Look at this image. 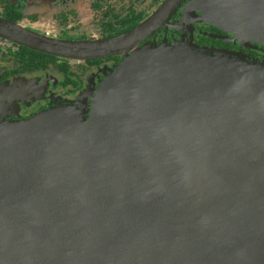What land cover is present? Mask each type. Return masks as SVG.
Listing matches in <instances>:
<instances>
[{"label": "water", "instance_id": "1", "mask_svg": "<svg viewBox=\"0 0 264 264\" xmlns=\"http://www.w3.org/2000/svg\"><path fill=\"white\" fill-rule=\"evenodd\" d=\"M182 1L103 41L0 16V36L46 53L130 51L92 103L0 117V264H264V60L188 42L137 51ZM197 2L264 52V0Z\"/></svg>", "mask_w": 264, "mask_h": 264}, {"label": "flooded vegetation", "instance_id": "2", "mask_svg": "<svg viewBox=\"0 0 264 264\" xmlns=\"http://www.w3.org/2000/svg\"><path fill=\"white\" fill-rule=\"evenodd\" d=\"M165 1L0 0V16L51 38L103 41L139 27ZM197 1L183 0L138 46L188 42L215 50L243 52L250 58L264 60L262 50L229 41L228 37L234 34L209 22ZM258 46L264 48V44ZM126 53L76 59L46 53L0 36V117L16 120L60 103H92L94 90L124 60Z\"/></svg>", "mask_w": 264, "mask_h": 264}, {"label": "rangeland", "instance_id": "3", "mask_svg": "<svg viewBox=\"0 0 264 264\" xmlns=\"http://www.w3.org/2000/svg\"><path fill=\"white\" fill-rule=\"evenodd\" d=\"M147 44H151V43H145V44H143L142 46H138V47L136 48V50H137V51H142L143 48H144V46L147 45ZM108 75H109V74H108ZM108 75H107V76H108ZM9 100H10V99L8 98L7 101H9ZM3 101H5V100H3ZM3 103H4V102H3Z\"/></svg>", "mask_w": 264, "mask_h": 264}]
</instances>
